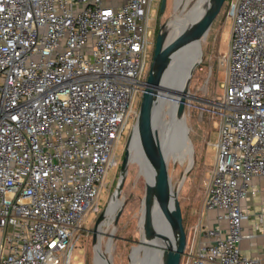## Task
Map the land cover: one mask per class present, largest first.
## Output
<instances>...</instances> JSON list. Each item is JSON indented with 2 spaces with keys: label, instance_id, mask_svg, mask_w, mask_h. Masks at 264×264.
<instances>
[{
  "label": "built area",
  "instance_id": "1",
  "mask_svg": "<svg viewBox=\"0 0 264 264\" xmlns=\"http://www.w3.org/2000/svg\"><path fill=\"white\" fill-rule=\"evenodd\" d=\"M156 0H0V264H69L99 198L153 48ZM230 22L214 168L185 264H264L242 256L241 208L264 178V0H228ZM152 58V54L151 57ZM264 223V204L253 216ZM182 259L180 264H182Z\"/></svg>",
  "mask_w": 264,
  "mask_h": 264
},
{
  "label": "rangeland",
  "instance_id": "2",
  "mask_svg": "<svg viewBox=\"0 0 264 264\" xmlns=\"http://www.w3.org/2000/svg\"><path fill=\"white\" fill-rule=\"evenodd\" d=\"M160 1L156 0L150 13V17H152L151 34L153 45L157 30L160 26L167 25L174 14L173 12L176 11L182 2V0H167L166 9L162 16L159 17ZM227 3L228 0L222 7L219 17L210 28L204 42L200 45L202 50L200 64L193 72L189 82L188 94L191 98L187 99L184 117L186 127L189 130L188 139H190L192 150H194V159L191 166L192 171L190 170L180 189L179 180L184 176L187 165V152L184 159H181L178 153L183 148L178 145L179 141H176L173 145L167 166L170 184L173 190L178 191L177 201H179L183 227L187 236L186 251L188 252L197 251L198 238L193 234L194 227L200 219L199 215L202 213L203 217L205 214L202 211L203 199L211 171L214 168L215 149H213V145L217 141L218 132L217 118L211 114L210 109L215 107L216 104L222 103L223 100L226 65L223 63L222 55L226 54L229 50L228 43L230 36V22L225 15ZM148 50H150L149 59H151L153 48L149 47ZM140 96L136 100L137 109L140 105ZM130 134V126H127L116 151L119 156L118 168H111L108 171L105 179L107 188L103 189L100 194L98 203L101 212L107 210L111 197L116 190L124 149L133 132ZM176 148H178L177 154L173 153ZM186 150L188 151V148ZM127 168L128 174L119 196L123 202L121 214L117 225L114 226V222L111 225L114 229V234L111 236V232H109L111 230H109L107 231L108 233L102 235L100 250L101 253L112 254L110 264H139L143 258H145L146 264H154L149 254V247L144 242L143 245H137L141 241L145 229L144 212L141 215L139 213L142 202L145 201L144 196L147 183L146 172L143 168L139 152L136 155L133 154L131 163L128 164ZM114 214H111V216ZM98 215L91 214L90 209L86 211L82 227L78 232L79 239L76 241L75 247L71 252L69 264H96L95 253L92 248L91 230ZM108 217L110 216L108 215ZM108 217L104 218L105 223L108 222ZM102 226L104 230V224ZM153 239L154 236H151L148 245L152 243ZM186 262V259H182V264Z\"/></svg>",
  "mask_w": 264,
  "mask_h": 264
},
{
  "label": "water",
  "instance_id": "3",
  "mask_svg": "<svg viewBox=\"0 0 264 264\" xmlns=\"http://www.w3.org/2000/svg\"><path fill=\"white\" fill-rule=\"evenodd\" d=\"M226 2L227 0H210L200 19L191 24L187 30L181 32V34L171 44L167 45L166 43V26H160L156 32L154 40L153 54L147 78L144 83L145 88L141 93L140 105L135 116L136 119L131 128V134L133 132L135 135V147L142 159L148 184L150 185L156 198L160 201L159 215L165 234L163 236L165 246L162 248L163 251H165L164 264H180L181 259L185 255L184 249L187 243V236L183 227V218L181 217L179 201H177V192H174L172 185L170 184L168 167L166 166L164 159L155 151V111L159 96L158 89L164 85L163 83L167 73L171 69L170 66L172 61L181 52L186 50L188 46L204 42L210 28L219 17V13ZM166 5L167 0L160 1L158 10L159 17L164 13ZM192 75L193 72L190 71L186 81L187 84L190 82ZM186 104L187 102L185 100H180L176 111L177 122L179 125L181 124L184 126V128H186L184 117ZM131 136L124 149V155L119 167V180L113 195L116 194L117 196H120L124 186V181L121 179L128 170L127 146L131 140ZM190 170L184 173V178L187 177ZM121 210L122 207L117 211L113 218L114 226L118 223ZM105 213L106 210L97 216V220L91 230L92 248L94 249V253L98 244V229L105 221ZM150 238V231L148 228H145L142 234V239L137 243V245H143V242L148 244Z\"/></svg>",
  "mask_w": 264,
  "mask_h": 264
},
{
  "label": "bare ground",
  "instance_id": "4",
  "mask_svg": "<svg viewBox=\"0 0 264 264\" xmlns=\"http://www.w3.org/2000/svg\"><path fill=\"white\" fill-rule=\"evenodd\" d=\"M209 1L210 0H182L176 11L173 12L174 14L172 15V18L165 27V33L167 35V45L171 44L181 34V32L187 30V28L191 24L200 19L204 9L209 4ZM200 45L201 43L188 46L186 50L181 52L172 61L170 66L171 69L165 77L163 83L164 85L160 89H158L159 96L157 99L158 102L155 111V151L164 159L166 166H168L169 156L171 150L173 149V145L176 141H179L178 145L183 149H181L178 153V148H176L173 153H178L180 155V158L184 159L187 152V165L184 173L191 169L194 159V150H192L190 139H188L189 130L187 127L184 128V126L178 124L176 111L178 102L180 100H185L187 102V99L191 98L188 94L189 83L187 84L186 81L189 72H194L200 64L199 61L202 55ZM134 140L135 135L133 134L127 146L128 164L131 163L133 154L136 155L138 152L136 150ZM187 148L188 151L186 150ZM127 174L128 170L124 174V177L121 179L122 181H125ZM145 177L147 181L144 196L145 201L142 202L139 215L144 212L143 215H145V228H148L150 231V235L154 236L152 243L149 245L146 244L147 247H149L151 260L154 262V264H164L165 251H163L162 248L163 246H165V242L163 240V236L165 234L159 215L160 201L152 192L151 187L148 184L147 175H145ZM184 179H186L184 178V176L180 178L179 189L183 186ZM122 206L123 202L120 197L116 194L113 195L105 213V217H108V215L110 216L108 217V222H104V230L102 224L97 233L98 244L95 250L96 264H110L112 261V254L108 255L107 253H101L100 243L102 241V235L108 233L107 231L111 230L109 231L111 232V236L114 234V229L111 225L114 221L113 218L116 214V211L119 210V208ZM111 214L114 215L111 216ZM139 264H146L145 258L141 259Z\"/></svg>",
  "mask_w": 264,
  "mask_h": 264
},
{
  "label": "crops",
  "instance_id": "5",
  "mask_svg": "<svg viewBox=\"0 0 264 264\" xmlns=\"http://www.w3.org/2000/svg\"><path fill=\"white\" fill-rule=\"evenodd\" d=\"M253 186L255 193L248 194L247 199L241 203V208L247 210L251 217L242 224L244 238L239 244V249L242 256L264 261V223L260 229H255L256 221L253 218L264 204V178L254 180ZM215 215V211L205 213L202 223L208 228L214 226Z\"/></svg>",
  "mask_w": 264,
  "mask_h": 264
},
{
  "label": "trees",
  "instance_id": "6",
  "mask_svg": "<svg viewBox=\"0 0 264 264\" xmlns=\"http://www.w3.org/2000/svg\"><path fill=\"white\" fill-rule=\"evenodd\" d=\"M100 245H101V243H100Z\"/></svg>",
  "mask_w": 264,
  "mask_h": 264
}]
</instances>
